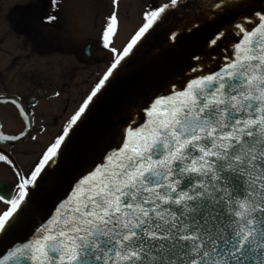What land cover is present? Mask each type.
I'll return each mask as SVG.
<instances>
[{
  "label": "snow or ice",
  "instance_id": "1",
  "mask_svg": "<svg viewBox=\"0 0 264 264\" xmlns=\"http://www.w3.org/2000/svg\"><path fill=\"white\" fill-rule=\"evenodd\" d=\"M240 2L216 0L211 10ZM116 3L101 36L113 62L41 163L28 177L19 174V199L0 192L11 205L0 214V239L28 211L29 186L43 179L94 98L169 8L146 11L148 22L117 55L109 41L118 26ZM231 30L240 39L226 63L183 88L171 85L169 95L131 113L121 145L74 185L35 239L13 247V264H264V11L241 16ZM225 36L217 33L209 47ZM193 59L191 71H202L201 58ZM27 135L30 129L0 139ZM0 161L13 163L2 152Z\"/></svg>",
  "mask_w": 264,
  "mask_h": 264
},
{
  "label": "flooded vegetation",
  "instance_id": "2",
  "mask_svg": "<svg viewBox=\"0 0 264 264\" xmlns=\"http://www.w3.org/2000/svg\"><path fill=\"white\" fill-rule=\"evenodd\" d=\"M171 0H117L118 26L109 36L119 55L146 22L145 12ZM113 0H0V192L19 199L20 173L28 177L62 134L113 62L101 43ZM49 15L56 17L45 22ZM59 93V95H56ZM15 99L31 115L26 119ZM26 124L28 127H26ZM35 137V138H33ZM10 203L0 201V214Z\"/></svg>",
  "mask_w": 264,
  "mask_h": 264
},
{
  "label": "water",
  "instance_id": "3",
  "mask_svg": "<svg viewBox=\"0 0 264 264\" xmlns=\"http://www.w3.org/2000/svg\"><path fill=\"white\" fill-rule=\"evenodd\" d=\"M215 2L178 0L175 7L167 4L163 21L144 34L94 98L43 179L37 186H29L28 211L0 239V264H13L10 259L13 247L35 239L41 226L58 214L61 202L73 195L74 185L95 166L104 163L106 153L121 145L131 113L146 107L158 96L169 95L173 84L183 88L195 76L218 71L226 63L224 57L232 56V45L240 39L231 30L233 22L255 11H264V0H241L236 6L214 13L211 5ZM222 30L226 36L209 47V42ZM173 33L178 35L171 40ZM196 56L201 58L202 71L193 73ZM139 119L143 123L144 117Z\"/></svg>",
  "mask_w": 264,
  "mask_h": 264
}]
</instances>
